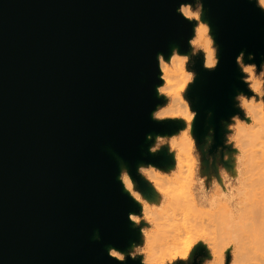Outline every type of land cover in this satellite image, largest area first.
<instances>
[{"label":"water","instance_id":"1","mask_svg":"<svg viewBox=\"0 0 264 264\" xmlns=\"http://www.w3.org/2000/svg\"><path fill=\"white\" fill-rule=\"evenodd\" d=\"M193 0H0V264H145L121 261L140 237L120 164L132 176L161 164L150 133L181 123L156 120L159 56L189 52ZM218 45L213 68L194 60L188 97L201 137L240 111L248 93L241 55L264 62V10L256 0H202ZM193 264H197L194 262Z\"/></svg>","mask_w":264,"mask_h":264},{"label":"rangeland","instance_id":"2","mask_svg":"<svg viewBox=\"0 0 264 264\" xmlns=\"http://www.w3.org/2000/svg\"><path fill=\"white\" fill-rule=\"evenodd\" d=\"M256 2L259 5V0ZM187 3L194 7L195 12L188 18L195 23L194 27H202L205 39L202 46L193 44V29L190 50L182 52L185 55L182 59L185 77L180 84L181 89L180 85L176 86L177 98L188 106L190 117L184 121L174 112L179 100L162 91L158 95L162 104L158 107L172 111L156 116V120L181 123V128L172 134L157 133V138L150 139V153L155 156L165 154L166 159L161 164L142 163L138 166L137 175L143 181L142 185L126 165L120 164L135 184L133 199L140 208L137 213L134 212L137 218L134 226L139 230L140 237L129 249L120 250L119 255L124 257L123 260L127 257L139 258L145 264H217L215 260L220 255L222 264H233L238 244L257 245L258 251L264 254V62L257 66L250 62L252 56L241 55L238 59L242 79L249 92L240 91L237 94L235 106L240 112L222 121V144H217L212 125H208L206 132L198 137L194 131L196 112L188 97V90L196 77L194 60L200 56L205 67L212 65L210 68H213L218 60L219 48L202 0ZM165 60L160 56L159 61ZM167 64L171 65V62L167 61ZM184 139L192 147L190 155L183 153L185 174L195 171L198 197L205 191L209 198H214L218 206L219 225L213 230L206 223L195 226L189 223L191 220H184L180 234L173 242L163 226V219L159 217L165 200L161 202L157 183L140 167L144 165L158 176H167L174 165L175 147ZM228 216L234 217L235 227L231 233L224 229ZM248 263L246 257V261L240 260L235 264Z\"/></svg>","mask_w":264,"mask_h":264},{"label":"bare ground","instance_id":"3","mask_svg":"<svg viewBox=\"0 0 264 264\" xmlns=\"http://www.w3.org/2000/svg\"><path fill=\"white\" fill-rule=\"evenodd\" d=\"M179 10L187 18L190 14L195 13L194 7L188 3H183ZM191 42L197 47L204 44L205 39L201 26L196 25L194 27V36ZM160 56L162 57L163 55L160 54ZM184 56L185 55L182 54L179 46L173 43L165 62L159 61L160 78L162 79L163 84L161 83L157 85L156 90L158 95L161 94L162 91H167L169 94L173 95L174 99L179 100L174 112L178 113V115L185 121L190 117L189 109L185 103L177 98L178 90L176 87L183 82L185 77L182 60ZM208 59H211L209 55ZM167 61H170L171 65H168ZM179 87L181 89L182 85ZM169 111L172 110L162 109L157 106L152 113V117L156 119V116L166 114ZM156 134L157 133H150L148 135V140L151 138H157ZM183 137H186V134H183ZM190 145L191 144L187 142L186 139L181 140V142L177 144V147H175L177 153L174 157V165L168 171L169 173L166 174L167 176H158L152 169L149 170L147 166L141 165L140 167L142 168L141 170L147 171V176L157 183L161 192V202L162 199L165 200V204L161 208L159 217L163 219V226L166 228L165 230L170 235L173 242L177 240V235L180 234L179 229L184 220H191L189 223L195 226H203L204 223H206V226L213 230L219 225L217 218L218 206L216 201L214 198H209L205 191L202 192V196L200 197L196 195L197 184L194 182L195 171L192 170L189 174H185L183 161V155L185 154L183 153L190 155L192 152V147ZM120 169L118 179L121 181L124 191L135 198L133 196V192L135 191L134 182L124 166L120 165ZM204 209H206V211H204ZM133 216L136 218L134 212L130 214L131 221L134 223L137 221V218L133 220ZM225 221L226 228L224 229L227 230L228 233H231L235 227L233 224L234 217L228 216ZM245 245L246 244L243 243L235 246L233 264L240 260L246 261V257L249 261L248 264H262L264 262V254L258 251V246L254 245L250 247ZM108 251L115 252L118 257L120 256V250L113 246H109ZM215 262L217 264H222V257L218 255Z\"/></svg>","mask_w":264,"mask_h":264},{"label":"clouds","instance_id":"4","mask_svg":"<svg viewBox=\"0 0 264 264\" xmlns=\"http://www.w3.org/2000/svg\"><path fill=\"white\" fill-rule=\"evenodd\" d=\"M259 6L262 8V9H264V0H259ZM206 67H212V65H206ZM132 219L133 220H135L136 218L133 216L132 217ZM109 255L112 257V258H117V259H119V260H121V261H123V259H124V257L123 256H117V254L115 253V252H112V251H110L109 252Z\"/></svg>","mask_w":264,"mask_h":264}]
</instances>
